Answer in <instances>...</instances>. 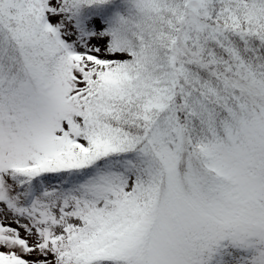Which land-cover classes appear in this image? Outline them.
I'll list each match as a JSON object with an SVG mask.
<instances>
[{
    "label": "snow or ice",
    "instance_id": "6c2138e0",
    "mask_svg": "<svg viewBox=\"0 0 264 264\" xmlns=\"http://www.w3.org/2000/svg\"><path fill=\"white\" fill-rule=\"evenodd\" d=\"M0 264H264V0H0Z\"/></svg>",
    "mask_w": 264,
    "mask_h": 264
}]
</instances>
